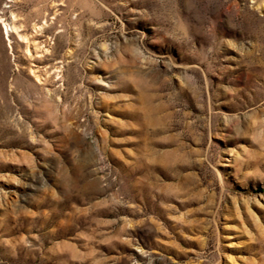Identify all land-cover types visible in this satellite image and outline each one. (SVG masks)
I'll list each match as a JSON object with an SVG mask.
<instances>
[{
  "label": "rangeland",
  "instance_id": "obj_1",
  "mask_svg": "<svg viewBox=\"0 0 264 264\" xmlns=\"http://www.w3.org/2000/svg\"><path fill=\"white\" fill-rule=\"evenodd\" d=\"M0 264H264V0H0Z\"/></svg>",
  "mask_w": 264,
  "mask_h": 264
},
{
  "label": "bare ground",
  "instance_id": "obj_2",
  "mask_svg": "<svg viewBox=\"0 0 264 264\" xmlns=\"http://www.w3.org/2000/svg\"><path fill=\"white\" fill-rule=\"evenodd\" d=\"M1 24H2V28H3V34H4V36H5V39H6V41H7V43H8V47H9V49L10 50H12V46H11V35L13 34V33H15L16 31H17V27L16 26H14V25H10V24H8V23H6L5 21H1ZM42 26H40L39 27V29L41 28ZM35 29H38V28H36L35 27ZM20 36V39H22V41L24 42V43H27V42H29V38H28V36H26V35H19ZM48 51V50H47ZM27 53L28 54H30V49H29V47L27 46ZM55 69V68H54ZM59 70V69H58ZM58 70H57V72H58ZM60 71V70H59ZM50 72V71H49ZM56 72V71H55ZM32 73L33 74H35L36 75V73H35V71L33 70L32 71ZM37 78H38V80L40 81V78H39V76H37ZM41 82V81H40Z\"/></svg>",
  "mask_w": 264,
  "mask_h": 264
}]
</instances>
